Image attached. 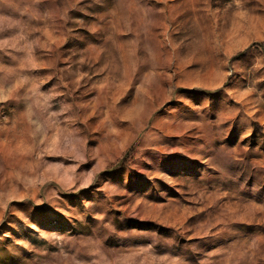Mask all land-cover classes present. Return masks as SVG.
<instances>
[{
  "label": "rangeland",
  "instance_id": "rangeland-1",
  "mask_svg": "<svg viewBox=\"0 0 264 264\" xmlns=\"http://www.w3.org/2000/svg\"><path fill=\"white\" fill-rule=\"evenodd\" d=\"M0 264H264V0H0Z\"/></svg>",
  "mask_w": 264,
  "mask_h": 264
}]
</instances>
